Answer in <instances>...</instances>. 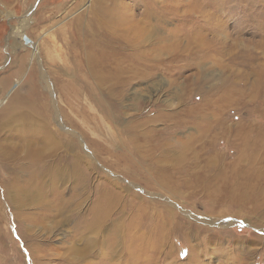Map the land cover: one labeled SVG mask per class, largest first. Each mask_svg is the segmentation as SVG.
I'll return each mask as SVG.
<instances>
[{
	"label": "rangeland",
	"instance_id": "1",
	"mask_svg": "<svg viewBox=\"0 0 264 264\" xmlns=\"http://www.w3.org/2000/svg\"><path fill=\"white\" fill-rule=\"evenodd\" d=\"M0 264H264V0H0Z\"/></svg>",
	"mask_w": 264,
	"mask_h": 264
},
{
	"label": "bare ground",
	"instance_id": "2",
	"mask_svg": "<svg viewBox=\"0 0 264 264\" xmlns=\"http://www.w3.org/2000/svg\"><path fill=\"white\" fill-rule=\"evenodd\" d=\"M109 3H110V2H109ZM102 9H104V8H102ZM103 12H104V11H103ZM103 19L107 20V17L104 16ZM109 20H110V18H109ZM109 20H108V21H109ZM108 21L106 22V24H107V23H110V22H108ZM110 21H111V20H110ZM113 21L115 22V23H114V22L111 21V22H112L111 24H113V25H114V24L116 25V24L121 23V20H119L118 18H117V19L113 18ZM107 25H108V24H107ZM115 27H116V26H115ZM104 32H105V31H104ZM106 33H107V32H106ZM106 33H105V35H106ZM81 34H82V33H81ZM103 35H104V34H103ZM119 46H120V45H119ZM103 48L106 50V49H107V44H106V45L104 44V47H103ZM108 63H109V62H108ZM247 149H248V148H247ZM254 152H255V151H254ZM192 154H193V153H192ZM194 155H195V154H194ZM198 156H199V155H198ZM186 157H187V156H186ZM190 157H191V156H190ZM195 157H196V156H195ZM200 157H201V156H200ZM190 159H191V158H190ZM191 161H192V159H191ZM252 168H253V167H252ZM226 179H227V178H226ZM228 179H229V178H228ZM228 182H229V180H228ZM225 186H226V185H225ZM248 188H249V187H248ZM248 190H249V189H248ZM246 191H247V190H246ZM261 201H262V200H261Z\"/></svg>",
	"mask_w": 264,
	"mask_h": 264
},
{
	"label": "water",
	"instance_id": "3",
	"mask_svg": "<svg viewBox=\"0 0 264 264\" xmlns=\"http://www.w3.org/2000/svg\"><path fill=\"white\" fill-rule=\"evenodd\" d=\"M26 44L30 43V40L27 37H23Z\"/></svg>",
	"mask_w": 264,
	"mask_h": 264
}]
</instances>
